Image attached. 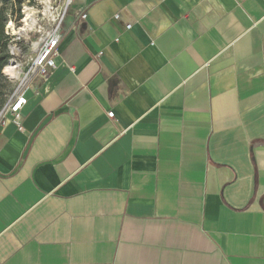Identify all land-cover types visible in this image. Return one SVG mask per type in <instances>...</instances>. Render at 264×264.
I'll return each instance as SVG.
<instances>
[{
    "label": "crops",
    "instance_id": "crops-1",
    "mask_svg": "<svg viewBox=\"0 0 264 264\" xmlns=\"http://www.w3.org/2000/svg\"><path fill=\"white\" fill-rule=\"evenodd\" d=\"M58 50L0 125V264H264V0H73Z\"/></svg>",
    "mask_w": 264,
    "mask_h": 264
},
{
    "label": "built area",
    "instance_id": "built-area-1",
    "mask_svg": "<svg viewBox=\"0 0 264 264\" xmlns=\"http://www.w3.org/2000/svg\"><path fill=\"white\" fill-rule=\"evenodd\" d=\"M72 1L48 0L46 4L43 0H27L29 8H35L37 11L35 17H30L26 22L23 19L25 0L21 3L19 15L16 10L6 14L4 33L7 37L9 59L5 66L11 67L15 74L10 76L1 71L2 77L13 84V89L0 110V125L11 116L12 122L21 129V111L27 103V92L34 84L47 81L56 68L60 29ZM45 11L53 15H45ZM85 18L86 14H82L81 19ZM114 18L117 19V16ZM9 20L12 21L13 27L6 31ZM126 28L129 29L130 26ZM10 48L14 50L9 52ZM69 70L73 72V68ZM107 117L113 119V112H108Z\"/></svg>",
    "mask_w": 264,
    "mask_h": 264
},
{
    "label": "trees",
    "instance_id": "trees-1",
    "mask_svg": "<svg viewBox=\"0 0 264 264\" xmlns=\"http://www.w3.org/2000/svg\"><path fill=\"white\" fill-rule=\"evenodd\" d=\"M23 1L24 0H0V2L3 4L10 3L9 4L10 7H13V5H17L18 15H19V9H20L21 3ZM6 14L7 13H5V9L1 8L0 9V69H2L7 64L8 59H9V56L7 53V37L4 33V27L7 22ZM0 79L4 80V78L1 75V71H0ZM2 102L3 100L0 99V110L2 106L4 105V104L2 105Z\"/></svg>",
    "mask_w": 264,
    "mask_h": 264
},
{
    "label": "clouds",
    "instance_id": "clouds-1",
    "mask_svg": "<svg viewBox=\"0 0 264 264\" xmlns=\"http://www.w3.org/2000/svg\"><path fill=\"white\" fill-rule=\"evenodd\" d=\"M43 2L47 4L48 0H43ZM61 7H63V5H61ZM36 11L37 10L35 8H29L28 2H27V0H25V4L23 6V12H24L23 19H24V21L26 22L30 17H35ZM44 14L48 15L50 17L53 15V13L48 12V11H45ZM33 22H35V21H33ZM12 27H13L12 21L9 20L8 24L6 26V31H7V29H10ZM13 50H14V48H10L9 52H11ZM0 71H3L5 74L10 75V76L15 74L14 70L9 66H5L3 69H0Z\"/></svg>",
    "mask_w": 264,
    "mask_h": 264
},
{
    "label": "rangeland",
    "instance_id": "rangeland-1",
    "mask_svg": "<svg viewBox=\"0 0 264 264\" xmlns=\"http://www.w3.org/2000/svg\"><path fill=\"white\" fill-rule=\"evenodd\" d=\"M9 4H3V3L0 2V9L4 8L5 9V13H8L10 11L14 12L15 10L18 13L17 5H13V7H10ZM15 7H16V9H15ZM12 89H13V84L12 83L6 81L5 79L4 80L0 79V99L3 100L2 105L7 101L8 97L12 93Z\"/></svg>",
    "mask_w": 264,
    "mask_h": 264
}]
</instances>
